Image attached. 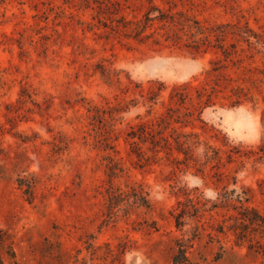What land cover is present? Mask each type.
Segmentation results:
<instances>
[{"label":"rangeland","instance_id":"374dc122","mask_svg":"<svg viewBox=\"0 0 264 264\" xmlns=\"http://www.w3.org/2000/svg\"><path fill=\"white\" fill-rule=\"evenodd\" d=\"M99 1L0 2V235L15 252L10 260L7 245L0 246L7 263L174 264L182 244L199 264H264V253L250 252L248 241L236 245L229 228L236 220L230 216L240 217L246 206L264 214V158H258L264 152V89L254 90L255 104L232 107L226 94L214 105L199 103L195 86L218 66L220 49L196 51L182 32L178 43L167 40L168 27L143 41L111 29L121 15L143 18L151 1L168 8L163 0H113L119 5L106 14H99ZM174 1L175 10L206 24L248 22L264 36V0ZM236 50L264 51V44L255 49L241 41ZM254 61L262 64L264 52ZM228 64L236 84L243 67ZM102 66L119 75L108 79ZM160 82L165 87L152 104L150 92ZM187 85L192 101L175 104L174 89ZM171 106L188 121L174 126L199 134L195 162L175 152L178 163L164 151L150 164L139 161L127 131ZM91 107L101 108L102 116L93 117ZM99 132L111 141L117 137V151L105 148ZM226 140L247 155L229 162ZM205 143L221 149L220 167L207 162ZM114 162L121 169L111 175ZM19 178H35L31 200ZM140 186L149 192V208L134 204L132 190ZM110 187L122 196L111 199ZM233 189L247 191L244 206L220 204Z\"/></svg>","mask_w":264,"mask_h":264},{"label":"trees","instance_id":"16d2710c","mask_svg":"<svg viewBox=\"0 0 264 264\" xmlns=\"http://www.w3.org/2000/svg\"><path fill=\"white\" fill-rule=\"evenodd\" d=\"M5 0H0L3 2ZM167 3L168 8L159 5L151 1L150 6L147 8L143 14V18L128 19L125 15H121L119 19H114L112 22L111 29L127 37H132L140 41L151 38L157 29H168L164 34H167V40L171 39L175 43H178L182 38L180 36L181 32L188 36L187 46L194 48L196 51L207 52L209 48H217L220 50H215L217 54V59L215 63L218 66H213L209 69V79L202 83L201 85L195 86L196 98L199 103L204 102L205 106H211L216 103V99L220 94H226L225 98L230 99V106L237 107L241 106L246 102L256 103L257 98L255 97L254 90L259 93L263 92L264 89V62L262 64H257L254 59L255 56L263 50H236V45L238 42H246L250 48H257V45L264 44L263 34L257 33L247 22L245 26L240 25V23L234 22H220L214 25L206 24L205 22L192 18L186 11L175 10L178 1L174 0H163ZM184 3H182L183 5ZM119 5L118 1L113 0H100L99 1V14L113 13L111 12L112 6ZM120 8H116L119 10ZM158 23L159 27H155ZM149 29H154L152 32H147ZM199 36V37H198ZM228 37L235 39V42H226ZM159 42V40H155ZM205 47V50L202 48ZM245 53V58L242 54ZM238 54V58H234V55ZM246 58L252 59L253 62L249 63L247 66H242L241 64L246 60ZM228 61H232L233 66L238 69L243 67L242 73L239 74L238 79H236V84H234L233 77L228 68L230 65ZM104 75H107L108 79L112 80L113 75L118 76L119 73L108 69L106 66L101 67ZM115 73V74H114ZM164 83L160 82L159 85L150 92L149 101L155 104L158 100L161 92L164 89ZM192 87L187 85L185 87H177L172 93V101L175 104L185 105L188 101H192V96L190 89ZM26 90L23 89V96L30 97V94H24ZM230 93L227 94L226 92ZM96 110L93 117H99L101 115V108L91 107V111ZM114 111H122L123 108H113ZM178 108L171 106L168 108L166 113L155 120H147L135 125H131L127 131L126 141L132 147V152L136 154L139 161H145L146 164H150L153 157H156L160 152L164 151L168 157H174L176 162L181 163L182 160L175 156V152L178 154H183L185 156V161L195 162V148L201 144L199 134L193 131H184L180 127L174 126V123H188V121H183L181 115L177 114ZM186 115H191L186 114ZM116 116H112L111 119H115ZM187 125V124H186ZM169 129V131H168ZM100 140L106 142L105 148L117 151V145L115 140H110L111 137L104 136L99 132ZM149 143L147 147L153 155L148 156L144 145ZM228 146L227 151L229 162L234 160L235 155L243 156L247 155L242 147L232 144L228 140L224 143ZM205 157L207 162H215V166L220 167L223 161V156L220 148H216L208 143H205ZM254 152V151H253ZM257 153V152H256ZM259 159L264 158V152L259 154ZM118 162H114L110 169L112 170L111 175L116 173V170L121 169L118 167ZM219 173V172H218ZM224 172H221L222 175ZM234 184L237 183V179L233 178ZM19 184L23 187L25 194L28 199L33 198V192L35 187V178L31 180L19 178ZM110 187L108 189L109 197L120 198L122 192L113 191ZM132 197L134 198V204L137 206H145L147 208L151 207V201L149 198V192L143 187L133 188ZM249 196L247 191L242 193H237L236 189L231 191H225L222 194L220 204L223 206H233L234 202L240 203L244 206V201H248ZM215 206H219L215 204ZM230 218H236L235 222L230 224V230L234 231L236 236V245H242V243L248 241V249L250 252L256 251L258 253H264V241L257 238L258 234L264 239V214L260 213L256 208L246 206L241 212L240 217H235L231 215ZM178 224H180L178 220ZM221 232L224 231V226H221ZM6 240L0 235V246H5ZM6 252L9 255L10 260L15 259V252L13 248L9 245L5 246ZM187 246L180 244L179 249L173 255L174 264H199L190 259L187 254ZM16 263V262H14ZM0 264H8L0 248Z\"/></svg>","mask_w":264,"mask_h":264}]
</instances>
